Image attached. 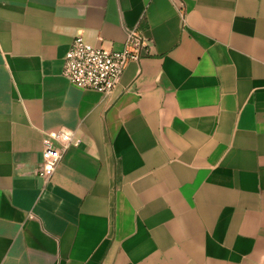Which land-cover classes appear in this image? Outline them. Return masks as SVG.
<instances>
[{
  "label": "crops",
  "instance_id": "crops-1",
  "mask_svg": "<svg viewBox=\"0 0 264 264\" xmlns=\"http://www.w3.org/2000/svg\"><path fill=\"white\" fill-rule=\"evenodd\" d=\"M127 28L112 92L63 75ZM0 264H264V0H0Z\"/></svg>",
  "mask_w": 264,
  "mask_h": 264
},
{
  "label": "built area",
  "instance_id": "built-area-1",
  "mask_svg": "<svg viewBox=\"0 0 264 264\" xmlns=\"http://www.w3.org/2000/svg\"><path fill=\"white\" fill-rule=\"evenodd\" d=\"M151 46L145 42L138 29L127 28L123 50L98 46L77 35L68 49L62 69L63 75L79 87L94 89L108 94L120 83L131 60L138 59L142 51L149 52ZM75 132L59 128L45 133L43 141V164L40 175L50 178L56 170L64 151L72 143H78Z\"/></svg>",
  "mask_w": 264,
  "mask_h": 264
}]
</instances>
